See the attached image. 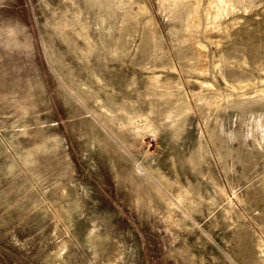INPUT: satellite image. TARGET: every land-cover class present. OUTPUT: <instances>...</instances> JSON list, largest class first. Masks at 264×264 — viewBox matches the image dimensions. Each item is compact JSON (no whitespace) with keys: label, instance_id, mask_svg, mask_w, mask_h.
Instances as JSON below:
<instances>
[{"label":"rangeland","instance_id":"374dc122","mask_svg":"<svg viewBox=\"0 0 264 264\" xmlns=\"http://www.w3.org/2000/svg\"><path fill=\"white\" fill-rule=\"evenodd\" d=\"M0 264H264V0H0Z\"/></svg>","mask_w":264,"mask_h":264}]
</instances>
